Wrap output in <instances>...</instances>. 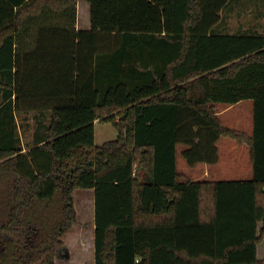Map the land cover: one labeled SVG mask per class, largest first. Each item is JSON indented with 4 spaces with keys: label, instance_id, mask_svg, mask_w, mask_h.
<instances>
[{
    "label": "trees",
    "instance_id": "16d2710c",
    "mask_svg": "<svg viewBox=\"0 0 264 264\" xmlns=\"http://www.w3.org/2000/svg\"><path fill=\"white\" fill-rule=\"evenodd\" d=\"M231 1L88 0L79 31L78 0H0V264H57L78 190L95 264H264V35L218 29ZM248 100L251 136L217 115ZM97 123L118 138L97 146ZM221 139L250 148L252 179L179 173V146L216 165Z\"/></svg>",
    "mask_w": 264,
    "mask_h": 264
},
{
    "label": "rangeland",
    "instance_id": "374dc122",
    "mask_svg": "<svg viewBox=\"0 0 264 264\" xmlns=\"http://www.w3.org/2000/svg\"><path fill=\"white\" fill-rule=\"evenodd\" d=\"M79 22L82 31L90 30V5L88 0H78ZM222 23L218 29L230 28V34L252 32L264 35V1L262 0H232L222 14ZM251 27V30L246 28ZM238 31V32H236ZM235 32V33H233ZM224 109L220 107V110ZM43 120L45 126L50 125V113ZM20 139L24 147L32 144L34 134L39 125L37 113L16 115ZM253 102L244 101L222 117L224 126L241 133L250 134L253 127ZM96 144L102 146L118 138V133L111 124H96ZM221 146L222 162L218 166L210 165L215 172V181L248 180L251 177V164L247 155V147H239L230 139H225ZM225 146V147H224ZM184 147L178 148V171L186 179H195L202 174L203 165L190 167L182 156ZM209 180V179H205ZM93 190H78L75 193V206L78 213L77 224L63 237L67 253L61 255L57 264H95V233L93 232L94 214ZM95 202V201H94ZM81 235V236H80ZM264 240V239H263ZM262 240V241H263Z\"/></svg>",
    "mask_w": 264,
    "mask_h": 264
},
{
    "label": "crops",
    "instance_id": "0c3cea01",
    "mask_svg": "<svg viewBox=\"0 0 264 264\" xmlns=\"http://www.w3.org/2000/svg\"><path fill=\"white\" fill-rule=\"evenodd\" d=\"M78 22H79V6L77 5V29L80 31V27L78 26ZM228 31L231 32L230 28H227ZM246 30H251V27H248L245 29ZM82 31V30H81ZM237 32V31H236ZM232 33V32H231ZM235 33V32H233ZM260 34V33H259ZM239 105V104H238ZM220 107H223L224 109L220 110ZM237 107L236 106H233V107H227V106H219L217 108V115L218 117L220 118L221 122H222V117L225 116L228 112H230L231 110L235 109ZM253 122V121H252ZM223 123V122H222ZM224 125V124H223ZM253 133V127H252V130L250 132V134H247V133H244L248 136H251ZM225 139H221L219 142H218V148H219V154H220V161L218 164H216L215 166H218L219 164H221L222 162V150H221V146L222 145H225ZM239 147H244L246 146L247 147V155L249 156V160H250V164H251V177L253 178V165H252V161H251V152H250V148L247 146V145H239ZM225 147V146H224ZM177 164H178V158H177ZM200 165H203L205 166L202 171V174L200 176H196V178L193 180V179H190L191 181H195V182H216L214 179H212V177L214 176L213 174H215V172H212L210 170V165H207V164H200ZM199 165L195 166L194 168L198 167ZM213 175V176H212ZM250 178V179H252ZM205 179H209V180H205ZM248 179V180H250ZM95 199H93V214H94V225H93V232L95 233ZM260 228H262V224L259 226ZM260 230V229H259ZM81 236V235H80ZM93 238H95L93 236ZM258 259L259 260H264V240L259 244L258 246Z\"/></svg>",
    "mask_w": 264,
    "mask_h": 264
}]
</instances>
